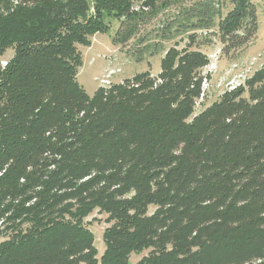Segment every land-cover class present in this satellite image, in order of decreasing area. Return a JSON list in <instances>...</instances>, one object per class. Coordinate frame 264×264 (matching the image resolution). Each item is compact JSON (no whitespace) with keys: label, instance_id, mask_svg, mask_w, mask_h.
Here are the masks:
<instances>
[{"label":"trees","instance_id":"1","mask_svg":"<svg viewBox=\"0 0 264 264\" xmlns=\"http://www.w3.org/2000/svg\"><path fill=\"white\" fill-rule=\"evenodd\" d=\"M111 20L162 71L90 97L78 47ZM258 29L252 0H0V264H264V67L197 111Z\"/></svg>","mask_w":264,"mask_h":264},{"label":"rangeland","instance_id":"2","mask_svg":"<svg viewBox=\"0 0 264 264\" xmlns=\"http://www.w3.org/2000/svg\"><path fill=\"white\" fill-rule=\"evenodd\" d=\"M252 3L257 9L259 22L257 40L247 48L238 61L234 62L220 59L221 47L217 43V49L210 54L211 57L218 56L216 72L207 73V67L201 71V76L204 79L207 78V84L205 85V81H203L202 92L205 96L200 97L197 111H201L215 101L220 100L226 92L228 84L232 83V79L235 82L234 84L238 82L245 84L247 79L264 67V0H252ZM156 27V23L150 26L146 25L142 28V31H145L146 28L149 31L151 28ZM119 28L120 23L116 20H111L109 32L96 34L89 46L79 45L78 47L81 54V67L77 79L90 97H93L102 86L119 85L127 80H132L138 75L147 73L157 78L162 71L161 63L165 53L148 57L143 61H137L133 56L130 57L126 53L129 48H137L135 42L130 43L126 47L115 45L114 40ZM142 31L138 34H142ZM187 44L188 41L185 40V42H181L179 48H184ZM173 45L174 42L168 43L165 45V49H169ZM13 55L14 51L8 50L0 60L8 61ZM104 81L107 82L105 83L106 85H104ZM87 223L89 229L95 235V245L100 258L105 251L103 234L108 224L105 223V217L98 213L91 216ZM145 254H132L130 264H136Z\"/></svg>","mask_w":264,"mask_h":264},{"label":"built area","instance_id":"3","mask_svg":"<svg viewBox=\"0 0 264 264\" xmlns=\"http://www.w3.org/2000/svg\"><path fill=\"white\" fill-rule=\"evenodd\" d=\"M211 62L210 64L207 66V69H208V72L207 73H214L216 72V65H217V62H218V56L215 55V56H212L210 58ZM6 63H3V66H5ZM210 67V68H209ZM208 75V74H207ZM205 81V85L207 84V78L204 79ZM105 83H107L106 81H104V85H106ZM204 83V82H203ZM234 80L232 79V83H229L228 86H227V89L226 91H233L234 89H236L237 87L241 86V85H244L242 82H238L236 84H234ZM109 85V84H108ZM204 91V90H203ZM202 97H204V93L202 92Z\"/></svg>","mask_w":264,"mask_h":264}]
</instances>
